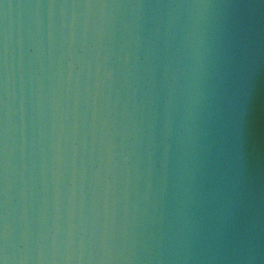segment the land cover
I'll return each mask as SVG.
<instances>
[{
    "label": "water",
    "instance_id": "obj_1",
    "mask_svg": "<svg viewBox=\"0 0 264 264\" xmlns=\"http://www.w3.org/2000/svg\"><path fill=\"white\" fill-rule=\"evenodd\" d=\"M0 264H264V0H0Z\"/></svg>",
    "mask_w": 264,
    "mask_h": 264
}]
</instances>
